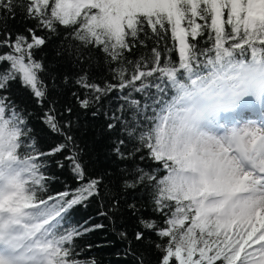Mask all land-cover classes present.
<instances>
[{"label": "snow or ice", "instance_id": "obj_1", "mask_svg": "<svg viewBox=\"0 0 264 264\" xmlns=\"http://www.w3.org/2000/svg\"><path fill=\"white\" fill-rule=\"evenodd\" d=\"M101 114L116 169L90 175L80 117ZM60 154L77 187L52 193ZM92 198L130 221L132 264H264V0H0V264H95L74 241L105 225L69 215Z\"/></svg>", "mask_w": 264, "mask_h": 264}, {"label": "trees", "instance_id": "obj_2", "mask_svg": "<svg viewBox=\"0 0 264 264\" xmlns=\"http://www.w3.org/2000/svg\"><path fill=\"white\" fill-rule=\"evenodd\" d=\"M26 23L27 22L20 19L19 15L16 21L9 22L10 27L19 31L24 30ZM55 44L56 41H52L42 53H37V58L39 59L43 55L45 62L53 61V47ZM151 46V42H149V49ZM144 51H147V49H134L132 58H135V56H138ZM92 56L94 61H99V68L94 64L91 72L92 75L99 77L102 74L103 57L99 50H94ZM173 56L175 57V53ZM60 71L72 73L77 71V69L70 68L68 65H61ZM11 91L14 98L18 102H26L28 93L21 88L19 82H15L11 85ZM112 95L115 96L116 93H113ZM28 107L31 108L33 106L28 104ZM80 120L82 127L80 133L78 134V139L80 141L81 148L84 149L83 160L89 174L96 175L104 172L105 170L114 171L116 169V163L114 162V158L109 153V146L111 143L110 137L114 133H109L106 130L107 121L105 120L103 114L96 117L83 115L80 117ZM31 123L35 129L37 147L40 150L47 151L58 142L57 138L52 137L46 132L43 125H41L38 120L33 118ZM58 158L62 159L63 154H60L58 157H52L49 162V168L47 169L50 175L58 177L57 180L49 184L48 191L52 193L63 191L65 185H68L71 188L77 187V182L68 168L65 167L61 169L56 166L55 160ZM85 203L87 204L86 207L78 205L70 211L69 215L71 222L76 225L84 224L86 221L88 222V225L103 223L105 227L103 229L88 232L74 241L79 249H83L80 258L95 260V264H132L131 257L125 258L124 256L126 242L121 240L117 235V233L123 229H128L130 231V221L124 216H114L113 219L116 221L114 231L113 224L109 221V219L105 216L99 215L102 210H107L106 202L103 209L101 208L100 202L95 198H92L90 201ZM89 245H91V248L88 247ZM155 259V253L150 252L146 258L147 264H154Z\"/></svg>", "mask_w": 264, "mask_h": 264}]
</instances>
